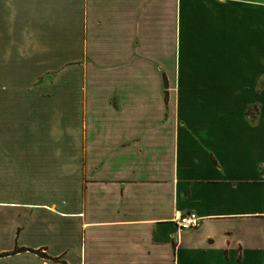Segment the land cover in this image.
<instances>
[{
  "label": "crops",
  "instance_id": "0c3cea01",
  "mask_svg": "<svg viewBox=\"0 0 264 264\" xmlns=\"http://www.w3.org/2000/svg\"><path fill=\"white\" fill-rule=\"evenodd\" d=\"M16 249L0 262L264 264V0H0Z\"/></svg>",
  "mask_w": 264,
  "mask_h": 264
},
{
  "label": "built area",
  "instance_id": "2783aa9c",
  "mask_svg": "<svg viewBox=\"0 0 264 264\" xmlns=\"http://www.w3.org/2000/svg\"><path fill=\"white\" fill-rule=\"evenodd\" d=\"M199 224H200V219L195 214H191L186 217H180L179 219V225L181 228L184 229L195 228L198 227Z\"/></svg>",
  "mask_w": 264,
  "mask_h": 264
},
{
  "label": "rangeland",
  "instance_id": "374dc122",
  "mask_svg": "<svg viewBox=\"0 0 264 264\" xmlns=\"http://www.w3.org/2000/svg\"><path fill=\"white\" fill-rule=\"evenodd\" d=\"M7 248V247H6ZM32 251V250H31ZM7 253H11V251H4V252H0V257H7V256H10V255H7V256H3ZM0 264H22V262L20 260H3L0 262Z\"/></svg>",
  "mask_w": 264,
  "mask_h": 264
},
{
  "label": "trees",
  "instance_id": "16d2710c",
  "mask_svg": "<svg viewBox=\"0 0 264 264\" xmlns=\"http://www.w3.org/2000/svg\"><path fill=\"white\" fill-rule=\"evenodd\" d=\"M24 251H27V249H16L14 252H12V253H7V254H5V255H3V256L12 255V254H16V253H18V252H24ZM32 252L39 254V255H40L41 257H43V258L52 259V260H54V261L59 262L58 259L50 258V257H48L46 254L40 253V252H38V251H32Z\"/></svg>",
  "mask_w": 264,
  "mask_h": 264
}]
</instances>
